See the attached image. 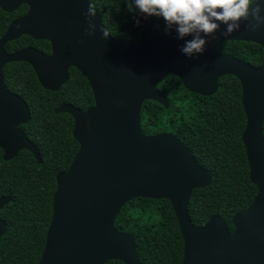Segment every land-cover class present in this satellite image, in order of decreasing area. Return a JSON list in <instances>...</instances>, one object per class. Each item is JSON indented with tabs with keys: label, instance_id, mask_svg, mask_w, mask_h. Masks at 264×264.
I'll use <instances>...</instances> for the list:
<instances>
[{
	"label": "water",
	"instance_id": "95a60500",
	"mask_svg": "<svg viewBox=\"0 0 264 264\" xmlns=\"http://www.w3.org/2000/svg\"><path fill=\"white\" fill-rule=\"evenodd\" d=\"M26 3V16L14 21L0 39V147L4 160L20 150L32 151L38 163L42 155L19 124L27 123L28 105L9 92L2 67L12 61L31 63L42 86L59 90L69 78V69H79L88 79L94 104L81 109L63 103L55 113L74 119L73 136L79 143L70 167L57 174L53 215L43 254L38 264H106L120 260L141 264L135 236L115 226L121 208L138 197L168 199L174 208L184 239L181 264H264V64L254 66L221 53L226 41H250L264 49V25L246 28L225 37L220 26L217 39L201 55L188 57L180 48L174 29L161 35L153 16L133 12L140 20V37L122 42L113 37L96 9L95 34L86 36L85 13L89 0H0L11 11ZM255 3V1L253 2ZM110 35L106 38L103 32ZM23 34L52 43L47 56L33 49L6 54L4 45ZM168 75H176L184 87L204 96L215 94L219 79L237 77L242 85V104L247 123L242 134L251 181L257 186L253 202L232 218L234 230L218 214L196 226L189 215L195 189L207 187L212 175L192 150L174 133L146 134L142 129V106L146 100L169 107L170 100L158 90ZM11 197L0 198V210ZM7 224L0 217V238Z\"/></svg>",
	"mask_w": 264,
	"mask_h": 264
},
{
	"label": "trees",
	"instance_id": "16d2710c",
	"mask_svg": "<svg viewBox=\"0 0 264 264\" xmlns=\"http://www.w3.org/2000/svg\"><path fill=\"white\" fill-rule=\"evenodd\" d=\"M89 1L102 14L103 23L114 38L122 42L139 39L140 28L133 12L128 10V0ZM153 18L161 35L170 31L162 17ZM6 26L7 23L0 25V37ZM17 44L24 45V41ZM218 50L254 66L264 64V49L254 42L226 41ZM15 65L6 67L8 76L15 75ZM22 72L30 78L28 67ZM14 82L13 79L10 84ZM158 90L168 96L170 105L167 108L146 100L141 112L143 131L176 134L212 175L210 185L193 191L189 215L194 225H204L218 214L233 231L232 218L246 211L258 191L250 178L242 140L247 118L240 80L232 75L221 77L218 91L204 96L186 89L176 75H168L159 83ZM22 94L32 107V118L23 127L39 147L42 163L27 150L4 160L0 148V198L11 197L0 210V217L7 224L6 234L0 238V264L39 263L53 215L56 176L70 167L79 150L73 136V117L69 113H55V109L62 103L81 109L94 104L88 79L75 67L70 68L69 78L59 90L45 89L34 78L23 87ZM115 226L135 236L141 264H181L184 239L168 199L130 200L118 213ZM106 264L125 263L110 260Z\"/></svg>",
	"mask_w": 264,
	"mask_h": 264
},
{
	"label": "clouds",
	"instance_id": "9594fccd",
	"mask_svg": "<svg viewBox=\"0 0 264 264\" xmlns=\"http://www.w3.org/2000/svg\"><path fill=\"white\" fill-rule=\"evenodd\" d=\"M129 12H139L143 16L162 17L168 30L174 29L177 39L185 40L180 51L193 57L201 55L210 43L205 37L217 39L216 33L220 26L226 25L221 35L227 37L241 27V22H247L246 28L256 31L264 25V0H128ZM96 16V9L90 5L85 17L87 27L86 36L95 34L96 25L92 18ZM137 26L140 20H136ZM107 30L103 32L106 38Z\"/></svg>",
	"mask_w": 264,
	"mask_h": 264
},
{
	"label": "flooded vegetation",
	"instance_id": "af4514ba",
	"mask_svg": "<svg viewBox=\"0 0 264 264\" xmlns=\"http://www.w3.org/2000/svg\"><path fill=\"white\" fill-rule=\"evenodd\" d=\"M29 9H30V7L26 3L21 4L17 8H13V10H11V11L5 10L3 7L0 6V25L3 26V25H5L7 23L6 29H5L4 33L2 34V36L0 37V39L6 34L7 30L10 27V25L14 21H16V20H18V19H20V18H22V17H24V16H26L28 14ZM18 41H24V45L17 44ZM43 42H47V43H43ZM45 45L47 47H44ZM26 49H33V50L37 51L38 53H42L44 55L49 56V55L52 54V43L48 39H37V38H34L31 35L23 34V35L19 36L18 38H15V39H13L11 41H8L4 45V51H5L6 54H14L16 52H20V51H23V50H26ZM13 63L16 64L15 65L16 73H15L14 76H8L6 74L5 69H6V67L8 65L13 64ZM27 67H28V71H29L31 79L29 78V76L24 75L23 72H22V69L23 68H27ZM2 78H3L4 84L6 85L7 90L9 92L13 93V94H16V95H19L20 97H22L23 100L28 105L30 116H29V120L27 121V123H29L31 118H32V107H31L30 102L22 94V89H23L24 86H27V83L29 81H32L34 78H36L39 81L38 75H37V72H36L34 66L31 63H28L26 61H12V62L5 63L4 66L2 67ZM13 79L15 80V82L13 84H10V82ZM39 83H40V81H39ZM27 123L19 124V126H18L25 133H26V131H25L23 125H25ZM26 135H27V133H26ZM27 137H28L29 140H31L34 143V145L40 151L39 147L34 142V140L31 139L28 135H27ZM23 150H27V151L32 153V151H30L28 149H22L20 151H23ZM3 158H4V150H3ZM35 159H36V157H35Z\"/></svg>",
	"mask_w": 264,
	"mask_h": 264
}]
</instances>
